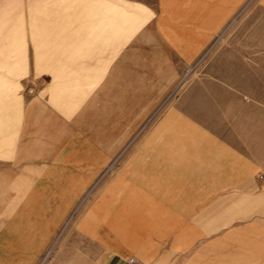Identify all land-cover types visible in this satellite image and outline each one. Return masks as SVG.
Segmentation results:
<instances>
[{
    "label": "rangeland",
    "instance_id": "rangeland-1",
    "mask_svg": "<svg viewBox=\"0 0 264 264\" xmlns=\"http://www.w3.org/2000/svg\"><path fill=\"white\" fill-rule=\"evenodd\" d=\"M101 2L0 0V264H264V160L219 158L218 191L179 202L139 191L165 153L209 148L193 125L218 122L226 32L184 62L125 46L130 1Z\"/></svg>",
    "mask_w": 264,
    "mask_h": 264
},
{
    "label": "crops",
    "instance_id": "crops-1",
    "mask_svg": "<svg viewBox=\"0 0 264 264\" xmlns=\"http://www.w3.org/2000/svg\"><path fill=\"white\" fill-rule=\"evenodd\" d=\"M115 1L121 8V0ZM129 1L131 25L129 43L125 46L170 47L177 50V56L184 62H194L203 49L218 46L219 35L226 32V46L235 49V55L211 56L212 61L216 57V64L226 63L224 70L209 74L208 95L218 122L210 126L193 125L195 137L209 148L193 153H165L159 167L163 183L139 191L149 192L151 197L160 191L165 193L167 202H179L186 191H218L217 178L223 174L218 172L219 158L246 160L242 169L247 171L241 175L253 174L250 171L256 166L247 160H264V0ZM98 18L99 38L105 32L101 23L106 21L100 14ZM134 24L139 29L132 37ZM118 41L115 46L120 45ZM215 152L220 157L218 154L214 157ZM172 193L175 200H170ZM0 222H4L3 218Z\"/></svg>",
    "mask_w": 264,
    "mask_h": 264
},
{
    "label": "built area",
    "instance_id": "built-area-1",
    "mask_svg": "<svg viewBox=\"0 0 264 264\" xmlns=\"http://www.w3.org/2000/svg\"><path fill=\"white\" fill-rule=\"evenodd\" d=\"M128 264H138L135 259H131Z\"/></svg>",
    "mask_w": 264,
    "mask_h": 264
}]
</instances>
